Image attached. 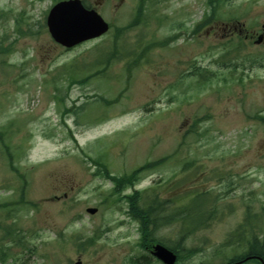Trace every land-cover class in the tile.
<instances>
[{
	"label": "rangeland",
	"instance_id": "obj_1",
	"mask_svg": "<svg viewBox=\"0 0 264 264\" xmlns=\"http://www.w3.org/2000/svg\"><path fill=\"white\" fill-rule=\"evenodd\" d=\"M60 1L0 0V11L8 15L0 18V39L6 38L5 48L16 49L10 56L0 54V128L10 132L14 155L20 148L13 159L18 172L0 150V203L6 199L13 207L12 213L0 209V264H130L138 252V225L128 222L123 204L116 206L108 197L113 183L94 176L98 166L90 158L123 176L172 156L164 167L147 173L137 190L161 184L195 161L179 179L191 191L214 192L220 211L208 228L182 241V264H223L244 253L226 245L248 205L260 215L264 237V126L257 119L264 114V44L252 40L264 26V0L227 3L220 18L195 37L191 30L203 22L207 0H147L145 20L128 33L129 41L151 45L181 37L151 49L130 82L124 63H118L110 70L111 80L101 76L74 87L68 107L84 108L67 118L50 98L55 93L40 84L64 64L112 44L114 34L70 50L60 47L46 25ZM82 1L113 27L131 23L141 2ZM20 17L23 30L37 35L17 33ZM229 32L236 35L226 36ZM241 41L245 49L224 57L229 53L223 46ZM193 63L218 73L219 81L189 87L186 77L178 85ZM222 73L235 75V82L225 83ZM94 96L110 101L120 96V103L101 109ZM103 116V123H89ZM195 126L197 133H192ZM231 183L234 190H228ZM22 198L25 204L15 203ZM88 208L99 211L93 216ZM180 228L170 225L158 232L159 238L176 244Z\"/></svg>",
	"mask_w": 264,
	"mask_h": 264
},
{
	"label": "trees",
	"instance_id": "obj_2",
	"mask_svg": "<svg viewBox=\"0 0 264 264\" xmlns=\"http://www.w3.org/2000/svg\"><path fill=\"white\" fill-rule=\"evenodd\" d=\"M231 1L233 0H207L206 7L208 12L203 22L194 26L191 30L193 36H198L206 27L213 24L217 18H220L224 6ZM146 7L147 0H141L135 14L136 17L131 23L124 27L111 26V31L114 34L112 44L97 47L91 50L92 52L87 53H93V57L84 54L71 61V63L64 64L60 68H57L56 76L51 79H46L40 84L47 93H49V91L55 93L53 96H49L55 99L58 111L62 112L64 116L78 114V112L84 108L68 107L69 93L74 87L88 84L95 79L97 80L98 77L101 78V76L106 81L111 80L110 70L118 63H124L123 70L127 73L128 82H130V79H132L134 75L133 71L142 63L144 58L147 57L151 49L154 47L168 46L172 40H176L179 37H173L165 43H153L151 45H145L141 42L131 43L127 35L133 29L141 26L142 22H144L145 19L143 18L147 13ZM2 16H4V14H2L0 18ZM17 19L16 29L19 34L37 35L31 31H22L21 26L25 22V19L22 17ZM5 41V37L0 39V54L9 55L13 49L5 48ZM229 44H231V42ZM244 47L245 44H243L242 41L239 43L234 42V47L225 45L223 48L228 51L229 54H224V57H228L233 50L240 52L245 49ZM5 62L6 60L4 63ZM223 64L226 66V62ZM237 67L238 63L234 65L233 70L237 71ZM190 70L191 72L188 74H181L178 79V85L179 81L184 80L186 77L189 78V87L195 83L200 87L202 84L207 86L214 81H219L218 73L208 68H199L197 63H193ZM220 76H224L222 80L225 83H234L236 80L235 75L228 77V74L222 73ZM240 81H242V78H240ZM101 100L106 103L105 107H112L120 103V96L114 101H108L105 98ZM257 119L264 126V114H259ZM97 120L99 122L101 121V119ZM200 121L201 120H199V122ZM5 129L0 128V150L1 152L4 150L5 154L10 156V166L12 170L18 172V168H16L13 159L15 155H19L18 151L20 148H16L17 152L15 155L12 150L10 151V132H7ZM191 131H193L192 133H197V126L193 127ZM171 159L172 156H168L147 162L143 166L135 169L130 175L126 174L121 177L112 176L110 171L101 163L100 159L95 160L90 158L89 160L95 166H98V170L94 174L95 176L106 177L114 183V189L109 192L108 197L113 198V203L116 206L123 204V214L129 215L133 222L138 225L139 241L135 245L138 252L137 255H135L136 257L131 260V264H145L146 260L142 263L143 257L141 254L144 253L146 248L151 249L152 245L155 243H160L177 253L178 263H184L183 257L185 253L182 247V241H186L188 235L192 234L193 231L208 228L210 223L215 221L218 217L220 208L217 206L216 202L219 199L217 198L218 196L214 195V192L200 189L191 191L188 188H184L185 184L182 183L183 180L179 179L180 173L193 170L195 161H192L190 164H183L181 171L175 173L171 178L165 180V182H161V184L158 183L144 190L136 189V186L144 179L147 173L161 169ZM20 176L23 177V175ZM199 181L200 179H198V183ZM129 189L137 191H134L133 194H126ZM234 189L235 184L231 183L228 186V190ZM21 192L23 196H25L24 191L21 190ZM15 203L23 205L25 204V200L22 198ZM0 209L4 210L6 213H12L13 211V207L8 201H1ZM260 218L259 214L253 212V206L248 205L243 223H241L234 233L229 236L226 245L230 250H244L245 252L230 259V263L243 260L247 257H260L264 260V237L261 235V233H263V228L261 226L262 224L259 222ZM170 225L181 226L179 230V238L181 241L176 244L175 242L174 244L166 242L164 239L159 238L158 235L160 230ZM91 240L93 243L98 241L95 237H92ZM221 247L224 248L225 246L222 245ZM187 252L188 255L191 256L194 255L195 250H187ZM248 263L261 264L255 259H252V261Z\"/></svg>",
	"mask_w": 264,
	"mask_h": 264
},
{
	"label": "water",
	"instance_id": "obj_3",
	"mask_svg": "<svg viewBox=\"0 0 264 264\" xmlns=\"http://www.w3.org/2000/svg\"><path fill=\"white\" fill-rule=\"evenodd\" d=\"M47 27L53 40L67 49L101 38L110 30L103 17L96 10L87 9L81 0H68L56 4L47 17ZM262 39L261 36L258 43H261ZM97 211L87 210L92 215ZM153 255L164 264L177 262V256L160 244L155 246Z\"/></svg>",
	"mask_w": 264,
	"mask_h": 264
},
{
	"label": "flooded vegetation",
	"instance_id": "obj_4",
	"mask_svg": "<svg viewBox=\"0 0 264 264\" xmlns=\"http://www.w3.org/2000/svg\"><path fill=\"white\" fill-rule=\"evenodd\" d=\"M234 31H236V28L234 29ZM225 32V31H224ZM223 34H226V33H223ZM264 33H263V31H260L259 33H255L254 35H253V37H252V40L254 41V42H256L258 39H259V37L261 36V35H263ZM232 35H236V33L234 32H232V33H227L226 34V36H232ZM226 36H223L222 38H226ZM264 44V39H263V41H262V43H261V45H263Z\"/></svg>",
	"mask_w": 264,
	"mask_h": 264
}]
</instances>
